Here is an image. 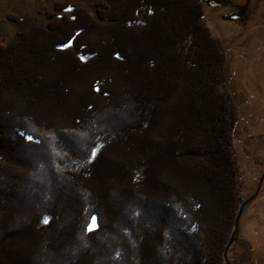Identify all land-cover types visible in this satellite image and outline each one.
Listing matches in <instances>:
<instances>
[{"label": "trees", "instance_id": "obj_1", "mask_svg": "<svg viewBox=\"0 0 264 264\" xmlns=\"http://www.w3.org/2000/svg\"><path fill=\"white\" fill-rule=\"evenodd\" d=\"M68 7L0 44V264H226L239 114L203 0Z\"/></svg>", "mask_w": 264, "mask_h": 264}, {"label": "rangeland", "instance_id": "obj_2", "mask_svg": "<svg viewBox=\"0 0 264 264\" xmlns=\"http://www.w3.org/2000/svg\"><path fill=\"white\" fill-rule=\"evenodd\" d=\"M106 1L0 0V44L7 45L21 32L45 27L50 21L72 14L70 7L56 10L58 4L85 8L96 15V9ZM203 11L211 34L224 45L226 88L238 109L239 121L233 142L241 171L242 202L256 193L243 210L237 240L228 252V259L230 264H264V0H203ZM47 118L35 115L33 119L43 120L44 123L42 126L32 125L29 129L40 134L51 133L50 126L55 121ZM67 119L64 115L58 121L59 125L68 126ZM27 121L31 124L30 120ZM114 154L113 164L122 166L123 179L129 178L124 171L128 159ZM131 172H128L130 177ZM118 178H113L117 187L129 191L135 188L129 180L123 182ZM119 208L124 206L120 203ZM128 208L130 206L125 209Z\"/></svg>", "mask_w": 264, "mask_h": 264}, {"label": "water", "instance_id": "obj_3", "mask_svg": "<svg viewBox=\"0 0 264 264\" xmlns=\"http://www.w3.org/2000/svg\"><path fill=\"white\" fill-rule=\"evenodd\" d=\"M259 187H260V185H259ZM255 195H256V193L251 198H249L248 201H245L241 205V208H240V210L238 212V215H237V218H236V223H235V230H234V232H233L230 240L228 241V243L226 245V249L224 251V258H225L226 264H230L229 259H228V256H227V253H228V250H229L230 246L233 244V242L237 238L238 228H239V221H240V218L242 216L243 210L245 209V207L247 206V204L254 198Z\"/></svg>", "mask_w": 264, "mask_h": 264}, {"label": "snow or ice", "instance_id": "obj_4", "mask_svg": "<svg viewBox=\"0 0 264 264\" xmlns=\"http://www.w3.org/2000/svg\"><path fill=\"white\" fill-rule=\"evenodd\" d=\"M67 46H68V45H65V47H67ZM92 155L95 156V155H96V152H95V151L92 152ZM43 223H44L45 225H47V224L49 223L48 218H44ZM97 227H98L97 216L92 215V216H91V220H90V222H89L88 225H87V231H88L89 233H91V232H92L94 229H96Z\"/></svg>", "mask_w": 264, "mask_h": 264}]
</instances>
